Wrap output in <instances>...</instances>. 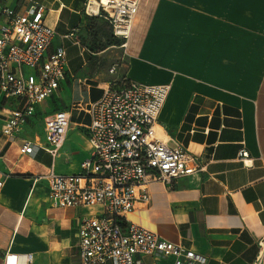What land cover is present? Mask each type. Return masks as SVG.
I'll use <instances>...</instances> for the list:
<instances>
[{"label": "crops", "instance_id": "obj_1", "mask_svg": "<svg viewBox=\"0 0 264 264\" xmlns=\"http://www.w3.org/2000/svg\"><path fill=\"white\" fill-rule=\"evenodd\" d=\"M33 1L44 6L54 29L52 46L65 49V76L13 139H1L0 264L9 253L17 254V264L26 253L33 264H79V221L99 208H53L46 180L35 178L50 166L60 173L80 171L90 153L89 116L75 128L69 123L65 138L75 131L83 146L71 140L72 148L61 147L53 160L42 149L23 154L18 147L23 139L42 140L46 114L70 107L85 112L106 85L123 77L169 85L158 133L205 165L172 184L150 183L148 201H137L126 219L205 257L195 264H254L257 258L264 264V0H141L126 46L103 17L83 12L84 0H2L20 9ZM103 34L118 45H90ZM71 45L79 46L76 70L67 58ZM114 48L122 53L123 68L120 78L110 79L91 59ZM55 98L61 104L46 109ZM13 105L0 97V106ZM241 149L247 165L239 160ZM172 260L148 254L138 264Z\"/></svg>", "mask_w": 264, "mask_h": 264}, {"label": "built area", "instance_id": "obj_2", "mask_svg": "<svg viewBox=\"0 0 264 264\" xmlns=\"http://www.w3.org/2000/svg\"><path fill=\"white\" fill-rule=\"evenodd\" d=\"M141 0H84L83 12L103 17L112 34L126 46ZM54 29L45 21V8L37 1L24 9L0 0V97L14 101L4 108L1 139L11 140L47 103L65 76L66 52L52 46ZM169 91L167 83H145L126 77L106 85L100 96L84 108L89 156L76 173L56 172L50 166L38 174L48 187L53 208L95 206L99 210L83 216L78 224L79 264H138L140 255L171 256V263L195 264L205 257L182 244L126 219L137 201L149 199L152 182L172 184L183 175L205 169L180 144L170 145L160 137L157 120ZM71 107L43 117L42 140L23 139L20 153L47 152L59 155L69 128ZM247 151L239 160L247 165ZM2 180L0 179V187ZM15 253L6 254L3 264H17ZM23 264H33L31 253ZM254 264H259L257 258Z\"/></svg>", "mask_w": 264, "mask_h": 264}, {"label": "rangeland", "instance_id": "obj_3", "mask_svg": "<svg viewBox=\"0 0 264 264\" xmlns=\"http://www.w3.org/2000/svg\"><path fill=\"white\" fill-rule=\"evenodd\" d=\"M104 39H94L90 45H93L98 48H105L106 45L114 44L118 45L119 40L115 39L114 37L107 38L105 34H103ZM78 47L76 45L68 46L67 50V58L68 62L73 70H76L79 67V64L81 62V56L78 54ZM116 50L109 52L108 50L104 53H101V55H95L94 58L91 59V65L98 66V70L102 71L104 74H109L110 79L119 77L121 75V71L123 68L122 65V53L118 48H114ZM120 78V77H119ZM61 104L60 98H55L54 100L50 101L45 108L53 106V108H57ZM80 121H88V115L84 112L78 109V107H73L71 109V118H70V125H72L74 128V124L76 122ZM35 129L38 130L37 124L35 125ZM74 135V136H73ZM71 140H74V144L78 146H83V141L79 139L77 136L75 137V131L70 135H68V138L64 142L61 149L64 150H70L73 146ZM171 145V143H170ZM67 167H64L66 169Z\"/></svg>", "mask_w": 264, "mask_h": 264}]
</instances>
